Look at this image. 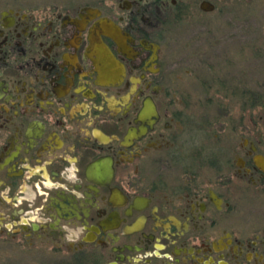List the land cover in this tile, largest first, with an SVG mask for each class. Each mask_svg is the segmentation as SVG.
<instances>
[{"label":"flooded vegetation","instance_id":"af4514ba","mask_svg":"<svg viewBox=\"0 0 264 264\" xmlns=\"http://www.w3.org/2000/svg\"><path fill=\"white\" fill-rule=\"evenodd\" d=\"M27 2L0 0V242L52 264H264L252 0ZM214 12L220 42L210 23L176 41ZM235 214L251 243L234 244Z\"/></svg>","mask_w":264,"mask_h":264},{"label":"rangeland","instance_id":"374dc122","mask_svg":"<svg viewBox=\"0 0 264 264\" xmlns=\"http://www.w3.org/2000/svg\"><path fill=\"white\" fill-rule=\"evenodd\" d=\"M69 1H77V0H28L27 5H38L41 7L47 6H55V5H65ZM81 2L88 1H98V0H79ZM253 7L250 8L248 13H242L243 22L241 29V39H244L245 43V56L247 61V72H248V82L250 83V90L253 91L254 84L256 83V79L262 78L261 71L264 69L262 65L264 62V51L262 52V56L259 60L255 58V50L254 44L261 43L264 46V0H255L249 2ZM190 20V19H188ZM210 23L213 29V35L210 40L220 42L223 39V29L222 19L218 17V13H210L209 15H205L202 18H194L192 22L188 23H180L176 28V33L179 35L176 37V41L179 44H186L195 42V38L198 36L196 34L201 31V34H205V24ZM228 35V39L231 40L235 38L236 34L233 32V29L228 28L226 32ZM199 38L201 36L199 35ZM201 40H206L205 35L202 36ZM233 42L230 43V46H233ZM238 214H235L233 217L229 218L228 226L234 233L236 237V242H245L251 243L255 240V236L253 231L249 233H245L243 228L244 226L240 222ZM252 225V222L249 224ZM254 226V225H253ZM5 240V239H3ZM65 258L64 255L59 254L56 255L55 260ZM53 256H49L47 253H41L34 249L33 251L25 249V247H18L15 243L11 242H0V264H52ZM253 264V263H251Z\"/></svg>","mask_w":264,"mask_h":264},{"label":"water","instance_id":"95a60500","mask_svg":"<svg viewBox=\"0 0 264 264\" xmlns=\"http://www.w3.org/2000/svg\"><path fill=\"white\" fill-rule=\"evenodd\" d=\"M205 11H209V10H211V8H209V9H204ZM104 224H102V226H103Z\"/></svg>","mask_w":264,"mask_h":264}]
</instances>
